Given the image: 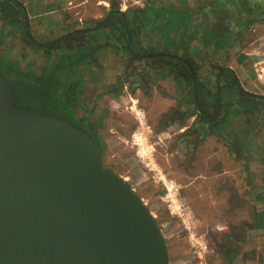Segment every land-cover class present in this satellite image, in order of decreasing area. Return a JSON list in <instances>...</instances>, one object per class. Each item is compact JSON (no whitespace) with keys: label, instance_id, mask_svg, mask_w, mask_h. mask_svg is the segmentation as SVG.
Returning <instances> with one entry per match:
<instances>
[{"label":"trees","instance_id":"obj_1","mask_svg":"<svg viewBox=\"0 0 264 264\" xmlns=\"http://www.w3.org/2000/svg\"><path fill=\"white\" fill-rule=\"evenodd\" d=\"M263 20L264 0H197L193 4L189 0H143V7L125 11L119 9L116 0H109V8L90 26L39 41L31 32L22 3L0 0V77L14 90L18 108L50 113L67 121L86 132L102 156V123L79 116L77 111L82 107L85 76L101 70L99 56L108 50L121 59L124 72L122 80L115 77L104 87L102 97L125 95L122 89L126 82L131 94L141 89L147 95L145 86L153 83V76L170 78L180 97L161 115L156 132L162 133L172 124L182 128L193 118L183 137L193 131L215 136L223 133L219 138L226 143L224 135L230 136V132L219 126L226 129L241 113L254 110L264 125V96L244 91L234 72L223 65L211 63L204 71L205 54L196 44L214 53L222 49L219 41L235 48L246 32ZM220 25L225 31L217 30ZM6 27L11 34L5 32ZM13 37L18 38L17 54L11 52L9 40ZM26 50L33 59H39L38 63L24 61ZM135 64H144L145 69H137ZM207 72L214 74L213 82ZM230 195L232 213L245 201L236 190L231 189ZM248 209V219L227 223L228 233L223 236L225 245L219 256L224 264H238V257L245 261L255 254L253 249L245 252L243 246L249 242L250 231L264 229V210L257 211L255 206ZM259 261L264 264V256Z\"/></svg>","mask_w":264,"mask_h":264},{"label":"water","instance_id":"obj_2","mask_svg":"<svg viewBox=\"0 0 264 264\" xmlns=\"http://www.w3.org/2000/svg\"><path fill=\"white\" fill-rule=\"evenodd\" d=\"M0 264H170L154 215L93 139L0 77Z\"/></svg>","mask_w":264,"mask_h":264},{"label":"rangeland","instance_id":"obj_3","mask_svg":"<svg viewBox=\"0 0 264 264\" xmlns=\"http://www.w3.org/2000/svg\"><path fill=\"white\" fill-rule=\"evenodd\" d=\"M196 1L189 0L192 4ZM116 2L121 11H125L129 7H143V0H116ZM208 20L214 22L212 18L208 17ZM215 22L217 25L219 24V20L215 19ZM217 30L225 31L222 25L218 26ZM5 32L11 34L10 28L6 27ZM218 39L221 40V37ZM228 42L230 43L229 40ZM9 43L13 45L12 53L20 52V49H17L19 47L17 37L11 38ZM218 44L222 49L216 53L212 52L213 50L210 48L206 50L201 44H196L205 54L204 71L211 63L230 69L232 60L240 54L244 56L241 58V62L244 59L247 62L245 67L250 63L252 70L260 71L264 68L262 67L264 65V20L254 24L246 32L245 38L242 43H239V46L235 44V48L227 47L226 43H220V41ZM31 54L28 52V55H24V61L38 63V59L31 58ZM99 58L101 70L90 73L84 78L85 93L82 107L78 109L77 114L89 117L90 120H99L102 123L99 136L103 167L127 180L129 186L154 215L165 241L170 264L175 262L199 264V261L203 264H224L219 257L225 245L223 236L228 233L227 223H235L237 220L232 213L231 216L226 214L222 217L217 212L216 195L219 194L223 183H225L223 185L229 186L231 179L236 178L237 173L233 169L235 164L228 159L230 156L228 152L244 148L247 145L248 135H245L244 132L250 135L252 133L253 141L264 146V136H260L263 139L261 140L257 135L259 127L253 128L254 125L262 124V122H257L258 115L254 110L251 111L252 113H241L233 117L226 129L219 126L222 130L229 131L230 136L226 133V136L224 135L223 139L227 140V145L217 143L219 148L220 145L222 146V149L219 150L221 153L217 154V157L222 158L221 166L225 164L228 170L226 171L228 173L217 175L218 168L216 169L215 165L218 160L214 154L213 142L204 144V148L200 149L199 154L197 152L192 156L191 153L186 154L183 145L177 142L182 131L176 124H172L162 133H155L161 115L175 104L174 99L180 97L179 91L170 78L159 79L153 76V83H147L145 86L147 95L141 89H137L135 94H131L126 82L122 89L125 95L121 94V97L105 95L104 98L102 97L104 87L115 77L123 79L124 66L121 59L108 50H103ZM135 65L137 69H145L144 64ZM209 75L213 82L214 74ZM133 79L138 78L132 77L131 80ZM244 90L249 92L246 88ZM235 103L242 106L241 102L235 101ZM135 110L138 114L135 113ZM140 120L142 125H140ZM262 127L264 128V125ZM137 134L143 138L144 146L135 143ZM196 139L197 133L191 132L189 142L194 143ZM199 144L200 142L196 143L197 146ZM143 148L148 150L147 156H151V159L147 157L149 159H147V163H144V158L140 157L139 152ZM239 155L243 157L242 153ZM243 173L239 174L240 178ZM161 174L165 176V181L174 187L173 201L168 197L166 183L160 180ZM190 175L194 176L187 181L185 177ZM187 182L191 183L190 187L186 186ZM185 190H188L189 193ZM238 197L242 198V196ZM175 204L179 210L174 209ZM216 227L223 228V230L217 231ZM190 240L196 248L191 247ZM252 248V242L243 246L244 251ZM198 253L199 259L196 255ZM235 262L244 264L239 257L235 259Z\"/></svg>","mask_w":264,"mask_h":264},{"label":"crops","instance_id":"obj_4","mask_svg":"<svg viewBox=\"0 0 264 264\" xmlns=\"http://www.w3.org/2000/svg\"><path fill=\"white\" fill-rule=\"evenodd\" d=\"M24 6L29 26L33 36L39 41H50L54 38H57L61 35L67 34L69 32L86 28L93 23V21H97L102 17V10H107L109 8V0H17ZM33 58V55H31ZM244 56L237 55L230 65L232 70L240 84L243 88H246L247 93L255 96H264V68L257 71V69L252 70L250 67V63L247 67V62L245 59L241 62V58ZM39 58V57H38ZM37 60V58H34ZM39 60V59H38ZM229 62V61H228ZM262 67H264L262 65ZM245 91V90H244ZM135 113L136 110H135ZM138 114V113H137ZM245 114V113H244ZM261 115H258L257 122H261ZM192 120H188L186 124L179 129L180 137L177 142L183 145L186 154L191 153L192 156L196 155L197 152L199 154L200 149L204 148L203 145L209 142L214 143V154L217 158L216 169L218 168V174L228 173L226 171L227 167L221 166L223 161H221V157L218 158L217 154H220L222 146L217 145V143H221L223 145H227L226 143L219 138L220 136H215L211 133L205 134V132H196L197 139L194 143L189 142L190 134L188 136L183 137L184 131L188 129ZM140 125H142V121L140 120ZM263 124L254 127H259L257 129L258 138L260 136H264V128ZM263 129V130H262ZM155 132V131H154ZM157 133V132H155ZM182 134V135H181ZM223 134V133H222ZM245 135H248L246 142L247 145L244 148H237L232 152H228L230 154L229 160L233 161L234 171L236 174V178L231 179V183L228 185L222 184L221 190L219 194L216 195V203L217 212L220 213L222 217L229 215L231 216V205L229 204L231 189L236 190L239 196H242L241 199L245 201L243 207L238 209H233L232 215L236 220H245L249 218V209L250 206H255L257 211L264 210V146H261L253 141V135L251 133L248 134L244 132ZM138 135V134H137ZM250 135V136H249ZM228 137V136H227ZM135 139V138H134ZM261 140H263L261 138ZM200 141V144L197 146L196 143ZM195 144L194 147H192ZM192 147V148H191ZM241 151V152H240ZM261 151V152H259ZM195 152V153H194ZM259 152V153H258ZM242 153L243 157L239 154ZM191 165V163H190ZM189 165V166H190ZM192 171V170H191ZM224 171V172H223ZM193 172V171H192ZM190 172V173H192ZM242 178H240L241 173ZM240 174V175H239ZM194 175H190L185 177L188 179H192ZM241 180V181H240ZM186 186H191V183L187 182ZM229 183V182H227ZM231 185V186H230ZM185 186V187H186ZM186 191V190H185ZM186 192L189 193L187 190ZM218 192V191H217ZM182 193V192H181ZM209 207V205H207ZM212 208V207H209ZM224 215V216H223ZM218 224V223H217ZM228 228V227H227ZM249 242L253 244V250H255V254L251 259H245L244 264H261L259 259L263 258V247H264V229L261 230H252L249 232ZM250 249V250H252ZM247 252V251H245ZM173 264V263H172ZM174 264H179L175 262Z\"/></svg>","mask_w":264,"mask_h":264},{"label":"bare ground","instance_id":"obj_5","mask_svg":"<svg viewBox=\"0 0 264 264\" xmlns=\"http://www.w3.org/2000/svg\"><path fill=\"white\" fill-rule=\"evenodd\" d=\"M264 66V65H263ZM135 143L137 144V145H143L144 146V140H143V138L142 137H139V135H136L135 136ZM148 150L147 149H145V148H143V150H141L139 153H140V157H142V158H144V163H147V159L148 158H150L151 156H147L148 155ZM148 157V158H147ZM151 159V158H150ZM149 160V159H148ZM151 165V164H150ZM154 166V165H153ZM150 167V166H149ZM148 167V168H149ZM151 168L153 169V167H152V165H151ZM164 179V180H163ZM160 180H162V181H164L165 183H166V186H167V190H168V197L171 199V201H173V199H174V197H175V194L173 193V191H174V187H173V185L172 184H168V182L167 181H165L166 180V178H165V176L163 175V174H161V177H160ZM176 205V204H175ZM174 205V209L175 210H179V208H178V206L176 205L175 206ZM174 210V211H175ZM178 212V211H177Z\"/></svg>","mask_w":264,"mask_h":264},{"label":"built area","instance_id":"obj_6","mask_svg":"<svg viewBox=\"0 0 264 264\" xmlns=\"http://www.w3.org/2000/svg\"><path fill=\"white\" fill-rule=\"evenodd\" d=\"M216 230L217 231H221V230H223V228L216 227ZM190 245H191L192 248H196V247H194V244H193V242L191 240H190ZM196 255H197L198 259H199V253L196 254ZM199 264H203V263L201 261H199Z\"/></svg>","mask_w":264,"mask_h":264},{"label":"flooded vegetation","instance_id":"obj_7","mask_svg":"<svg viewBox=\"0 0 264 264\" xmlns=\"http://www.w3.org/2000/svg\"><path fill=\"white\" fill-rule=\"evenodd\" d=\"M127 181V180H126Z\"/></svg>","mask_w":264,"mask_h":264}]
</instances>
